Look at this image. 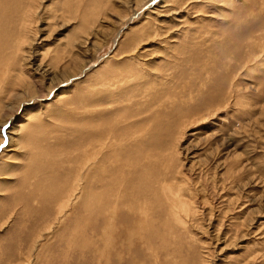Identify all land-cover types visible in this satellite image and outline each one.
I'll list each match as a JSON object with an SVG mask.
<instances>
[{
  "label": "rangeland",
  "instance_id": "rangeland-1",
  "mask_svg": "<svg viewBox=\"0 0 264 264\" xmlns=\"http://www.w3.org/2000/svg\"><path fill=\"white\" fill-rule=\"evenodd\" d=\"M0 264H264V0H0Z\"/></svg>",
  "mask_w": 264,
  "mask_h": 264
},
{
  "label": "bare ground",
  "instance_id": "bare-ground-1",
  "mask_svg": "<svg viewBox=\"0 0 264 264\" xmlns=\"http://www.w3.org/2000/svg\"><path fill=\"white\" fill-rule=\"evenodd\" d=\"M14 39H15V38H14ZM91 159L94 160V158L90 157V159H88V161L91 160ZM85 162H86V161H85ZM83 164H84V162H83ZM74 188L76 189L77 187L75 186ZM69 192H70V191H69ZM70 194L73 195L74 192L69 193V194H67L66 196H64V200H65V197L67 198L66 200H70V199H71V198H70ZM62 207H63V204H61V205L59 206V210H60V211L62 210V209H61Z\"/></svg>",
  "mask_w": 264,
  "mask_h": 264
},
{
  "label": "water",
  "instance_id": "water-1",
  "mask_svg": "<svg viewBox=\"0 0 264 264\" xmlns=\"http://www.w3.org/2000/svg\"><path fill=\"white\" fill-rule=\"evenodd\" d=\"M6 142V141H5Z\"/></svg>",
  "mask_w": 264,
  "mask_h": 264
}]
</instances>
